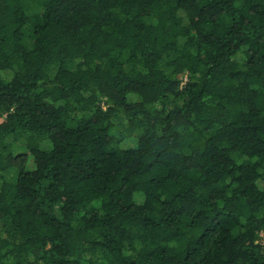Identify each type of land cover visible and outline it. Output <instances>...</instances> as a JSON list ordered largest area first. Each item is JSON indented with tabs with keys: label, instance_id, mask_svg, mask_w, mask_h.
<instances>
[{
	"label": "trees",
	"instance_id": "16d2710c",
	"mask_svg": "<svg viewBox=\"0 0 264 264\" xmlns=\"http://www.w3.org/2000/svg\"><path fill=\"white\" fill-rule=\"evenodd\" d=\"M0 264H264V0H0Z\"/></svg>",
	"mask_w": 264,
	"mask_h": 264
},
{
	"label": "rangeland",
	"instance_id": "374dc122",
	"mask_svg": "<svg viewBox=\"0 0 264 264\" xmlns=\"http://www.w3.org/2000/svg\"><path fill=\"white\" fill-rule=\"evenodd\" d=\"M241 57H242V54L238 55V58H239V59H241Z\"/></svg>",
	"mask_w": 264,
	"mask_h": 264
}]
</instances>
